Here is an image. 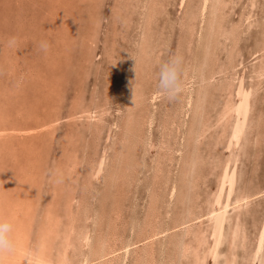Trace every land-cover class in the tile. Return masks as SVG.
<instances>
[{
  "label": "rangeland",
  "instance_id": "374dc122",
  "mask_svg": "<svg viewBox=\"0 0 264 264\" xmlns=\"http://www.w3.org/2000/svg\"><path fill=\"white\" fill-rule=\"evenodd\" d=\"M222 2L201 15V0H0V218L14 240L0 264H81L113 237L121 249L89 264H264V0ZM177 55L170 100L158 72ZM133 89L147 99L132 135ZM243 192L256 195L234 204Z\"/></svg>",
  "mask_w": 264,
  "mask_h": 264
},
{
  "label": "bare ground",
  "instance_id": "6f19581e",
  "mask_svg": "<svg viewBox=\"0 0 264 264\" xmlns=\"http://www.w3.org/2000/svg\"><path fill=\"white\" fill-rule=\"evenodd\" d=\"M208 2H209V0H201V3H200V12H201V15H203L204 14V11H206L205 9H206V7H208L207 6V4H208ZM225 2V1H224ZM222 3V5H223V2H222V0H214V4H213V6H212V8L213 9H218V7L217 6H220V4ZM142 6V5H141ZM117 7V6H116ZM114 8H115V6H114ZM219 10H221V9H219ZM92 11V10H91ZM115 11V10H114ZM121 11V10H120ZM214 11V10H213ZM216 11V10H215ZM217 12V11H216ZM212 13H214V12H212ZM211 14V13H210ZM215 14V13H214ZM221 14V13H220ZM92 15H94V14H92ZM78 16V15H77ZM84 16V15H83ZM214 16H216V15H214ZM114 17V16H113ZM67 18V17H66ZM78 18V17H77ZM90 18V17H89ZM88 18V19H89ZM92 18V17H91ZM118 18V17H117ZM152 17H150V19H151ZM213 18V17H212ZM216 18V17H215ZM149 19V18H148ZM88 21V20H87ZM124 21V20H123ZM213 21H214V19H213ZM216 21V20H215ZM125 22V21H124ZM218 22V21H217ZM74 23V22H73ZM88 23V22H87ZM144 23V22H143ZM142 23V24H143ZM75 24V23H74ZM148 24V23H147ZM88 25V24H87ZM211 28L210 29H212V31L215 29L214 28V25H215V22H211ZM89 26H90V24H89ZM88 26V27H89ZM21 28V27H20ZM23 28V27H22ZM25 28V27H24ZM27 29V28H26ZM25 29V30H26ZM89 29H90V27H89ZM152 29V28H151ZM30 31V30H29ZM90 32V30H87V32ZM26 33V32H25ZM115 33V32H114ZM207 34V33H206ZM88 35H90V34H88ZM108 37H110V36H108ZM88 38V37H87ZM146 38H148V37H145V36H143L142 37V42H141V49L142 50H144L145 49V47L147 46V43H146ZM202 38V37H201ZM88 40V39H87ZM60 41H62V40H60ZM63 42V41H62ZM86 42V41H85ZM213 43V42H212ZM84 47H85V45H84ZM66 48V47H65ZM89 48V47H88ZM105 48V47H104ZM216 48V47H215ZM48 49H50V48H48ZM69 50V48H66V50ZM106 49H107V46H106ZM106 49H104V50H106ZM205 49H206V47H205ZM49 51V50H48ZM51 51V50H50ZM49 51V52H50ZM53 51V50H52ZM64 51V50H63ZM91 51V50H90ZM120 51H121V49H120ZM47 52V51H46ZM67 52V51H66ZM69 52V51H68ZM71 52V51H70ZM69 52V53H70ZM104 52H106V51H104ZM63 53H65V51L63 52ZM62 53V54H63ZM67 54V53H66ZM47 55V54H46ZM70 55V54H69ZM143 55H144V53H143ZM33 57V56H32ZM57 57V56H56ZM86 57H90V56H87L86 55ZM31 58V57H30ZM52 58H54V57H52ZM55 59V58H54ZM58 60V59H57ZM118 60V59H117ZM54 62V61H53ZM118 62V61H117ZM201 62H203V61H201ZM57 63V62H56ZM67 63V62H66ZM58 64V63H57ZM60 64H61V62H60ZM84 64V63H83ZM54 65V64H53ZM64 66V65H63ZM142 66V65H141ZM105 73V72H104ZM258 73V72H257ZM108 74V73H107ZM188 74V73H187ZM261 74V73H260ZM105 76H107V75H105ZM67 77V76H66ZM234 77V76H233ZM260 77V76H259ZM64 78V77H63ZM191 80V79H190ZM62 81V80H61ZM197 81V80H196ZM139 82V81H138ZM194 82V81H193ZM184 83V82H183ZM143 86V85H142ZM194 86V85H193ZM192 86V87H193ZM226 89H228V88H226ZM135 90H137V91H135ZM133 89V91H131L130 93H129V95L131 96L130 97V99H129V103H128V108H129V114L125 117L126 119H125V122H124V132H126L127 134L128 133H131V132H133L132 133V135L133 134H135L136 133V130H134V127H135V125H136V123L138 122V120H139V118H137V117H139L140 115H138L137 116V111H135V106L136 105H139V104H141L144 100H146L145 99V93L140 89ZM108 91V90H107ZM135 91V92H134ZM254 91V90H253ZM155 92V91H154ZM108 94V93H107ZM154 95V94H153ZM185 95V94H184ZM152 96V95H151ZM190 96L188 95L187 96V98H186V101H185V103L187 104V103H189L190 102V98H189ZM231 97V96H230ZM250 97V96H249ZM248 98V97H247ZM153 99H155V98H153ZM230 99V98H229ZM244 100V99H243ZM242 100V101H243ZM226 101V100H225ZM232 101V100H231ZM248 101V99H246V102ZM76 103V102H75ZM198 103V102H197ZM80 104V103H79ZM196 104V103H195ZM226 104V103H225ZM253 105V104H252ZM102 107V106H101ZM185 107V106H184ZM72 108V107H71ZM95 108V107H94ZM177 108V107H176ZM224 108V107H223ZM226 108V113H228L229 111H231V110H233V108H235V106L234 105H232V102H231V105H229V104H227V106L225 107ZM224 108V109H225ZM101 109V108H100ZM138 109V108H137ZM235 109H237V108H235ZM247 109H248V103H246L245 104V106H244V109H243V111H244V117L246 116V112H247ZM74 111V110H73ZM84 111V110H83ZM150 111V110H149ZM234 111V110H233ZM236 111V110H235ZM141 112H143V110L141 111ZM145 113H146V111H144ZM140 113V112H139ZM194 113V112H193ZM143 113H141V115H142ZM147 114H150V113H147ZM176 114H177V112H176ZM232 114V113H231ZM145 116H146V114H144ZM143 115V116H144ZM185 115V114H184ZM188 115V114H187ZM227 115V114H226ZM98 116H100V115H98ZM147 116H149V115H147ZM146 116V118H149V117H147ZM188 116H190V115H188ZM184 117V116H183ZM195 117V116H194ZM142 118V117H141ZM193 118V117H192ZM98 119V118H97ZM144 119V118H143ZM185 119V118H184ZM244 119V118H243ZM142 120V119H141ZM188 120V119H187ZM190 120H191V118H190ZM230 121V120H229ZM256 121V120H255ZM167 122V121H166ZM175 122V121H174ZM139 123V122H138ZM140 123H142V122H140ZM143 123H146L145 121H143ZM169 123V122H168ZM143 125V124H142ZM164 125V124H163ZM175 125V124H174ZM259 125V124H258ZM168 126V125H167ZM190 126H191V124H190ZM147 127V126H146ZM162 128V127H161ZM242 128L243 127H240V126H237V127H235L234 129H233V131H232V134H231V138L234 140V141H236V143L238 142V140H239V137H240V134H241V131H242ZM136 129V128H135ZM163 129V128H162ZM170 129V128H169ZM258 129V128H257ZM174 130V129H173ZM190 131H191V129H190ZM193 131V130H192ZM200 132V131H199ZM137 133H138V131H137ZM196 133V132H195ZM140 134V133H139ZM183 134V133H182ZM9 135V134H8ZM131 135V134H130ZM172 135V134H171ZM178 135V134H177ZM188 135V134H187ZM194 135V134H193ZM122 136H123V134H122ZM195 136V135H194ZM74 137V136H73ZM176 137V136H175ZM187 137V136H186ZM136 138V137H135ZM174 138V137H173ZM181 138H183V137H181ZM150 139V138H149ZM185 139H189V138H185ZM182 140V139H181ZM192 140V139H191ZM76 141V140H75ZM131 141V140H130ZM147 141V140H146ZM162 141V140H161ZM169 142V141H168ZM171 142V141H170ZM183 142V141H182ZM134 143V142H133ZM178 143V142H177ZM188 143V142H187ZM175 145V144H174ZM250 145V144H249ZM187 146H188V144H187ZM194 146V145H193ZM263 146V145H262ZM195 147V146H194ZM76 149V148H75ZM183 149V148H182ZM196 151V150H195ZM114 157V156H113ZM123 157V156H122ZM119 159V158H118ZM5 162V161H4ZM22 163V162H21ZM59 163V162H58ZM60 164V163H59ZM114 164H115V162H114ZM59 166V165H58ZM226 167V166H225ZM59 168V167H58ZM121 168H122V166H121ZM100 170V169H99ZM224 170V169H223ZM186 171V170H185ZM222 172H224V176H223V178H222V182H221V185H220V187H219V190H218V192H217V194H216V202L218 203V205H219V203H221L220 202V200H222V198H221V196H222V184H225L224 182H225V180H227V182L229 183V184H231V179H227V177L225 176L226 175V173H227V171H226V169H225V171H222ZM112 173H114V172H112ZM93 176V175H92ZM113 176H111V178H112ZM115 177V176H114ZM43 178V177H42ZM103 178H105V177H103ZM58 179V178H57ZM169 180V179H168ZM182 181H183V179H181ZM116 181V180H115ZM172 181V180H171ZM174 181V180H173ZM178 182V181H177ZM180 182V181H179ZM154 187V186H153ZM174 187V186H173ZM54 189V188H53ZM65 189V188H64ZM2 190V189H1ZM173 190V189H172ZM60 191V190H59ZM97 191V190H96ZM263 191V190H262ZM162 192V191H161ZM246 192V191H245ZM245 192H243L244 194L243 195H241V196H238L235 200H233V203L234 204H236V203H239V202H244L245 200H247L248 198H250L251 196H253V195H256V193H257V191H256V193L254 192L253 194H249L248 192V194L249 195H246L245 194ZM170 193V192H169ZM182 193V192H181ZM258 194V193H257ZM30 195V194H29ZM56 195V194H55ZM224 195V194H223ZM47 196V195H46ZM68 196V195H67ZM53 197V196H52ZM258 197V196H257ZM101 198V197H100ZM11 199V198H10ZM70 199V198H69ZM225 199V202H223V207L224 208H226V207H228L229 206V198H224ZM30 200H31V198H30ZM73 200V199H72ZM188 200V199H187ZM177 201V200H176ZM223 201V200H222ZM29 202V201H28ZM173 202H174V200H173ZM62 203V202H61ZM180 204L182 203L183 204V202H179ZM70 204V203H69ZM175 204V203H174ZM178 204V203H177ZM188 204V203H187ZM27 205V204H26ZM59 205V204H58ZM61 205V204H60ZM67 205V204H66ZM65 205V206H66ZM171 205V204H170ZM222 205H221V207H222ZM29 206V205H28ZM186 206V205H185ZM30 207V206H29ZM67 207V206H66ZM77 207V206H76ZM181 207H182V205H181ZM20 208V207H19ZM22 208V207H21ZM27 208V207H26ZM44 208V207H43ZM57 208H58V206H57ZM113 208V207H112ZM149 208H151V207H149ZM155 208V207H154ZM177 208V207H176ZM179 208V207H178ZM185 208V207H184ZM23 209V208H22ZM30 209V208H29ZM36 209V208H35ZM81 209V208H80ZM84 209V208H83ZM152 209V208H151ZM172 209H173V206H172ZM186 209V208H185ZM27 210V209H26ZM52 209L50 208V207H48L47 208V210L45 211L46 213H45V217H46V222H45V225H46V228H48L49 230H51V226H52V224L54 223V221H55V217H54V213H53V211H51ZM85 210V209H84ZM157 210H158V208H157ZM224 210V209H223ZM22 211V210H21ZM89 211V210H88ZM186 211V210H185ZM23 212H26V211H23ZM76 212V211H75ZM156 212V211H155ZM214 212V210H210L206 215H212V213ZM178 214H179V212H177ZM201 213H203V212H201ZM25 214V213H24ZM175 214V213H174ZM181 214V213H180ZM205 214H203V215H205ZM60 215V214H59ZM73 215V214H72ZM172 215V214H171ZM194 216V215H193ZM200 216H202V215H200ZM200 216H198V217H193V218H183V219H180V220H177L176 222L178 223L177 225H175L174 224V226H173V229L175 228V227H178V226H184V225H186L187 223H191V222H193L194 220H196V219H199V217ZM86 217V216H85ZM120 217V216H119ZM155 217V216H154ZM189 217V216H188ZM41 218H42V216H41ZM98 219V218H97ZM122 219V218H121ZM176 219V218H175ZM51 220H54V221H51ZM99 220V219H98ZM102 220V219H101ZM101 220H99V221H101ZM103 220H105V219H103ZM120 220V219H119ZM107 221V220H106ZM112 223H113V221H112ZM44 224V223H43ZM50 224H51V226H50ZM125 226V225H124ZM114 227H115V225H114ZM171 228V230H172V226H169V228L168 229H170ZM55 229V228H54ZM99 229V228H98ZM112 229V228H111ZM154 229H155V227H154ZM185 229V228H184ZM157 230V229H156ZM114 232V231H113ZM116 232V231H115ZM153 232V231H152ZM215 232H216V230H214V232H213V235H215ZM264 232V231H263ZM49 233V232H48ZM243 233V232H242ZM96 234V233H95ZM98 234H100V233H98ZM154 235H156V234H158V233H153ZM161 234V233H160ZM245 234V233H244ZM118 235V234H117ZM176 235V234H175ZM53 236V235H52ZM122 236V235H121ZM197 236V235H196ZM263 234H262V232L259 234V236H258V238H257V241L255 242L256 243V246H255V250H254V255L256 256V258L260 255V252H261V249H262V247H264L263 245ZM66 237V236H65ZM154 237V236H153ZM245 237V236H244ZM68 238V237H67ZM114 238V237H113ZM113 238H100L99 240H98V247L95 249V252H93V254H91V255H88L86 258L84 257V260L82 261V263L81 264H89V263H91L93 260H96V259H99V258H107L109 255H111V254H113V253H115L116 251H118V250H120L121 248L119 247V248H117V247H113V244H111L110 243V241L113 239ZM150 238V237H149ZM194 238H197V237H195V235H194ZM114 240V239H113ZM146 240V239H145ZM188 240V239H187ZM17 241V240H16ZM94 241V240H93ZM123 241V240H122ZM138 242H140V241H142V239L140 240V239H138L137 240ZM136 241V242H137ZM176 241V240H175ZM18 243H20V241L18 240L17 241ZM137 242V243H138ZM146 242V241H145ZM199 242V241H198ZM131 243H132V241H131ZM131 243H125V244H123L124 246H123V249H125V248H128L130 245H131ZM174 243V242H173ZM145 245V244H144ZM165 245V244H164ZM143 246V245H142ZM172 246V245H171ZM174 246V245H173ZM188 246V245H187ZM196 246H195V248H193V249H195L196 250ZM215 248H216V246L214 247V248H212V249H209V252L210 251H214L215 250ZM133 249V248H132ZM141 249V248H140ZM192 249V247H190V249L189 250H191ZM192 249V250H193ZM91 250H93V248L91 249ZM168 250V249H167ZM184 250H185V248H184ZM187 250V249H186ZM132 251V250H131ZM170 251V250H169ZM194 251V250H193ZM197 251V250H196ZM92 252V251H91ZM127 252V251H126ZM148 252H150V250L148 251ZM183 252V251H182ZM186 252V251H185ZM253 252V251H252ZM118 253V252H117ZM197 253V252H196ZM126 254V253H125ZM150 254V253H149ZM178 254V253H177ZM182 254V253H181ZM37 255V254H36ZM124 255V254H123ZM151 255V254H150ZM195 255V254H194ZM41 258H43L44 257V253H43V251H41V255H39ZM125 256V255H124ZM147 256H148V254H147ZM196 256H200L198 253H197V255H195V258H196ZM202 257V256H201ZM198 258V257H197ZM198 259H201L200 257L198 258ZM197 259V260H198ZM255 259V258H254ZM259 259V258H258ZM41 260V259H40ZM106 260H108V259H106ZM152 260V259H151ZM202 261H200L201 263L203 262V258L201 259ZM43 261V260H42ZM35 262V261H34ZM199 262V261H198ZM197 263V262H196ZM57 264H65L64 263V260H59L58 262H57Z\"/></svg>",
  "mask_w": 264,
  "mask_h": 264
},
{
  "label": "clouds",
  "instance_id": "9594fccd",
  "mask_svg": "<svg viewBox=\"0 0 264 264\" xmlns=\"http://www.w3.org/2000/svg\"><path fill=\"white\" fill-rule=\"evenodd\" d=\"M47 47V44H43ZM182 58L177 55L159 66L158 88L162 96L174 99L182 90L181 80ZM13 225L6 219L0 218V252L8 251L14 246L12 238Z\"/></svg>",
  "mask_w": 264,
  "mask_h": 264
}]
</instances>
